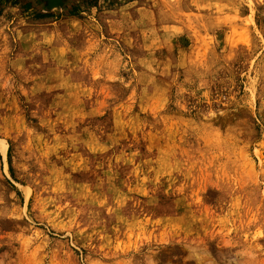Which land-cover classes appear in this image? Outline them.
I'll return each instance as SVG.
<instances>
[{
  "label": "rangeland",
  "instance_id": "rangeland-1",
  "mask_svg": "<svg viewBox=\"0 0 264 264\" xmlns=\"http://www.w3.org/2000/svg\"><path fill=\"white\" fill-rule=\"evenodd\" d=\"M0 139V264H264V0H0Z\"/></svg>",
  "mask_w": 264,
  "mask_h": 264
},
{
  "label": "water",
  "instance_id": "water-1",
  "mask_svg": "<svg viewBox=\"0 0 264 264\" xmlns=\"http://www.w3.org/2000/svg\"><path fill=\"white\" fill-rule=\"evenodd\" d=\"M42 1L45 5V9L50 11L55 8H65L69 0H42Z\"/></svg>",
  "mask_w": 264,
  "mask_h": 264
},
{
  "label": "bare ground",
  "instance_id": "bare-ground-1",
  "mask_svg": "<svg viewBox=\"0 0 264 264\" xmlns=\"http://www.w3.org/2000/svg\"><path fill=\"white\" fill-rule=\"evenodd\" d=\"M0 149H1V151H3V153L6 152V144H5L3 139H0Z\"/></svg>",
  "mask_w": 264,
  "mask_h": 264
}]
</instances>
